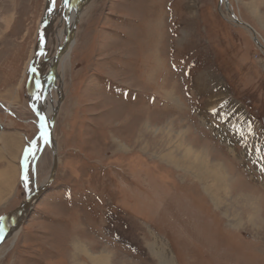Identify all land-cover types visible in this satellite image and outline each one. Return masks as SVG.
Returning <instances> with one entry per match:
<instances>
[{
  "label": "rangeland",
  "instance_id": "1",
  "mask_svg": "<svg viewBox=\"0 0 264 264\" xmlns=\"http://www.w3.org/2000/svg\"><path fill=\"white\" fill-rule=\"evenodd\" d=\"M227 2H84L51 92L57 173L0 264H264V0ZM63 8L43 30L48 0H0V230L51 173L29 88Z\"/></svg>",
  "mask_w": 264,
  "mask_h": 264
},
{
  "label": "bare ground",
  "instance_id": "2",
  "mask_svg": "<svg viewBox=\"0 0 264 264\" xmlns=\"http://www.w3.org/2000/svg\"><path fill=\"white\" fill-rule=\"evenodd\" d=\"M85 1L86 0H64V8H63L62 15H63V18L65 20H67L68 31L66 29V31L63 33V35H62V37L60 39V41H61V45L60 46L63 45L62 40L66 39L65 36L68 35V33L71 31V29L74 26V23L76 21V15H77L76 7H77V10H78V13H79V15H78V22H79L80 13L82 12V8H83V5H84ZM226 3H228V2H226ZM53 20H54V0H48L47 14H46V17H45V19L43 21V24H42L43 30L46 29V28L49 29L51 27L52 23H53ZM241 21L239 20L238 23H240ZM78 22H77V24H78ZM246 25H248L249 27L253 28L248 23ZM253 30L255 31V29H253ZM74 44H75V40H72V42L67 45L66 49L64 50V53L62 54V56H61V58L59 60L58 67H59V65L61 63L65 62V60L70 56V52H71V49H72ZM42 49H43V47L40 48L39 53H38L37 56H39V54L41 53ZM53 58L50 61L47 74L43 75L40 72V69H39L38 65H36V67L34 68L35 71H33V77H32V80L30 82V88H29V90H30L29 91V95H30L31 105H32V107H33V109H34V111L37 114L38 119H39L37 121V124H38L39 128L43 132H46V130H48V123L52 124V120H51L52 119V115L53 114L55 115L57 110H58L57 107L54 104H52V102L54 100H53L52 94H51L53 89L54 90L60 89L58 84H57V81L60 80V75L58 74V68H57L56 79L54 80V82L50 83V80H49V77H48L50 69L52 68ZM41 117H43V119H41ZM41 125H43V128L41 127ZM54 140H55V138H54ZM55 142H56V140H55ZM56 148H57V144H56ZM57 154H58V152H57ZM40 188H37V189H40ZM35 202L32 201L30 203V205L20 215H18L12 222L5 223L4 226L6 228H8V235H7L6 239L8 238V236L10 237L13 233L16 234L20 230L22 222L25 220L28 212L30 211V209L32 208V206L34 205ZM3 223H4V219H3ZM102 264H104V263H102Z\"/></svg>",
  "mask_w": 264,
  "mask_h": 264
},
{
  "label": "water",
  "instance_id": "3",
  "mask_svg": "<svg viewBox=\"0 0 264 264\" xmlns=\"http://www.w3.org/2000/svg\"><path fill=\"white\" fill-rule=\"evenodd\" d=\"M76 11H77V15H76V21L74 23V26L71 29V31L68 33V35L66 36V39L63 45L57 49L56 54L53 58L52 68L50 69L49 76H48L50 83L54 82V80L56 79L59 60L62 54L64 53V50L66 49L67 45L70 44L74 38V34H75L77 22H78V15H79L77 7H76ZM234 17L236 21L239 22L236 16ZM256 41L258 42V40ZM44 139H45V142L49 144L51 151H52V156H53V164H52V169H51V173L49 175L48 181L40 189H35L31 194H29L26 200L18 208H16L13 212H11L8 216L4 218V223H2V227L0 230V245L3 243V241L6 239L8 235V228L4 226L5 223L12 222L18 215H20L30 205L32 201L35 202L40 197V195L50 186V184L52 183V181L54 180L56 176L57 169H58V154H57L56 142L53 137L51 123H48V130H46V136H44Z\"/></svg>",
  "mask_w": 264,
  "mask_h": 264
},
{
  "label": "crops",
  "instance_id": "4",
  "mask_svg": "<svg viewBox=\"0 0 264 264\" xmlns=\"http://www.w3.org/2000/svg\"><path fill=\"white\" fill-rule=\"evenodd\" d=\"M221 65H223V64H221ZM242 122V121H241ZM241 124V123H240ZM240 124H235V122L234 123H231V124H229L228 125V127L226 128H223L222 130H221V133L220 134H222V141L224 142V143H226L227 144V146H228V148L229 149H235L236 147H237V143L235 144V143H233V141L232 140H229V138H228V135H225L224 133H225V130L227 131V132H231V130L233 129V131H236L237 132V130L240 132V133H242V136L243 135H247V136H245V137H248V136H250V132H249V128L248 127H246V125H240ZM213 128V127H212ZM238 132V133H239ZM228 142H232V144H229ZM245 146V145H244Z\"/></svg>",
  "mask_w": 264,
  "mask_h": 264
},
{
  "label": "snow or ice",
  "instance_id": "5",
  "mask_svg": "<svg viewBox=\"0 0 264 264\" xmlns=\"http://www.w3.org/2000/svg\"><path fill=\"white\" fill-rule=\"evenodd\" d=\"M33 71H35V70L33 69ZM41 119H43V117H41ZM41 127L43 128V125H41ZM41 135L46 136V132H42Z\"/></svg>",
  "mask_w": 264,
  "mask_h": 264
}]
</instances>
